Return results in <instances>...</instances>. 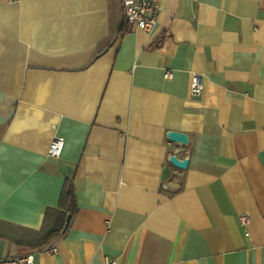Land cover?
<instances>
[{
  "label": "crops",
  "instance_id": "crops-1",
  "mask_svg": "<svg viewBox=\"0 0 264 264\" xmlns=\"http://www.w3.org/2000/svg\"><path fill=\"white\" fill-rule=\"evenodd\" d=\"M121 9L0 0V258L264 264V0H167L118 34Z\"/></svg>",
  "mask_w": 264,
  "mask_h": 264
},
{
  "label": "built area",
  "instance_id": "built-area-1",
  "mask_svg": "<svg viewBox=\"0 0 264 264\" xmlns=\"http://www.w3.org/2000/svg\"><path fill=\"white\" fill-rule=\"evenodd\" d=\"M166 1L167 0H120L123 18L132 29L150 32L157 24L159 14ZM165 77L171 78V74L168 73ZM202 90L203 86L201 79L198 76H194L190 83L191 96H198ZM50 151L52 157H59L60 148L58 140L51 145ZM240 223L245 226L248 223V219L246 217H241ZM43 253L50 257L55 256L58 254V248L52 246L45 249ZM0 264H36V259L35 255L30 253L23 256L0 258ZM103 264H117V262L114 259H105Z\"/></svg>",
  "mask_w": 264,
  "mask_h": 264
},
{
  "label": "trees",
  "instance_id": "trees-1",
  "mask_svg": "<svg viewBox=\"0 0 264 264\" xmlns=\"http://www.w3.org/2000/svg\"><path fill=\"white\" fill-rule=\"evenodd\" d=\"M127 31H128V24L125 22L123 15H120L117 25V33L118 34L127 33ZM159 45H160V41H158L155 44V48H157ZM60 209L65 215L66 214L74 215L76 211L74 189L72 182L68 179L65 180L64 187L62 190L61 199H60Z\"/></svg>",
  "mask_w": 264,
  "mask_h": 264
},
{
  "label": "water",
  "instance_id": "water-1",
  "mask_svg": "<svg viewBox=\"0 0 264 264\" xmlns=\"http://www.w3.org/2000/svg\"><path fill=\"white\" fill-rule=\"evenodd\" d=\"M168 139L174 143L187 144V136L181 133L171 132L168 134ZM169 161L172 166L183 171L187 169L189 163L187 159L179 160L175 156H171ZM70 219L71 217L67 216L64 230L69 225Z\"/></svg>",
  "mask_w": 264,
  "mask_h": 264
}]
</instances>
